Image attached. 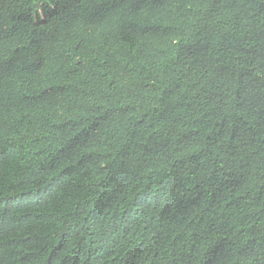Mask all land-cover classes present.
<instances>
[{"label":"trees","instance_id":"16d2710c","mask_svg":"<svg viewBox=\"0 0 264 264\" xmlns=\"http://www.w3.org/2000/svg\"><path fill=\"white\" fill-rule=\"evenodd\" d=\"M0 264H264V0H0Z\"/></svg>","mask_w":264,"mask_h":264}]
</instances>
